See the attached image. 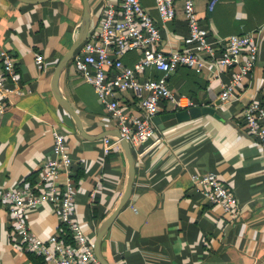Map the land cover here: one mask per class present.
Wrapping results in <instances>:
<instances>
[{
    "label": "crops",
    "instance_id": "0c3cea01",
    "mask_svg": "<svg viewBox=\"0 0 264 264\" xmlns=\"http://www.w3.org/2000/svg\"><path fill=\"white\" fill-rule=\"evenodd\" d=\"M87 1L88 36L99 27L105 4L117 6L120 0ZM140 2L161 27L160 48L181 49L187 27L180 2L175 17L167 22H161L154 0ZM207 4L208 0H195L199 22L210 36L252 34L256 62L226 103L220 101L219 93L221 84L232 76L230 68L209 63L200 71L178 66L169 73L167 84L177 104L163 102L159 113L211 106L219 118L203 114L162 130L155 126L154 136L134 154L130 198L101 242L102 255L110 264H255L264 260V149L245 132L241 120L246 103L264 104V0H219L211 11ZM82 15V0L39 4L0 0V44L14 54L20 78L31 89L11 96L0 120V195L7 187L37 177L43 161L51 157L53 133L58 131L73 160L76 219L94 238L97 226L120 198L126 162L120 147L105 152L103 138L79 137L52 94L54 68L74 43ZM39 55L43 60L37 64ZM139 57L138 51H129L123 62L132 65ZM150 71L154 78L161 75ZM59 89L88 134L117 129L92 86L71 63L59 77ZM141 93H125L122 101L137 110ZM207 171L216 173L237 198L241 207L237 218L208 204L193 184V173ZM59 178L63 181L65 175ZM26 219L31 231L43 239L59 228L56 207L50 203L28 210ZM10 232L6 206L0 199V264H45L21 250Z\"/></svg>",
    "mask_w": 264,
    "mask_h": 264
},
{
    "label": "built area",
    "instance_id": "2783aa9c",
    "mask_svg": "<svg viewBox=\"0 0 264 264\" xmlns=\"http://www.w3.org/2000/svg\"><path fill=\"white\" fill-rule=\"evenodd\" d=\"M218 1L208 0V11ZM178 2L187 27L181 49L164 51L160 48L161 27L140 0H120L117 6L105 4L99 27L86 37L69 62L80 78L92 86L105 113L115 120L117 130L130 144L133 154L139 153L140 146L154 136L156 127L152 119L159 113L160 104H177L167 84L171 71L178 66L200 71L209 63L220 69L230 68L232 76L221 84L219 93L220 101L226 103L256 62L257 46L252 34L211 37L208 28L199 22L195 0H154L161 22L175 17ZM129 51H138L140 55L132 65L123 62ZM42 60V56H36L37 64ZM151 69L161 75L152 77ZM213 75L218 73L213 72ZM30 91L20 78L14 54L0 44V120L8 110L11 96H22ZM135 92H142L137 96V110L122 101L125 93ZM241 120L245 132L256 138L264 149V104L258 100L246 103ZM103 141L105 152L120 147L116 136L103 137ZM72 165L65 139L56 131L51 157L43 161L37 177L32 182L7 187L0 199L6 206L12 239L24 252L42 258L45 264H101L93 250V237L84 232L74 213L76 189ZM61 174L65 175L63 181L59 178ZM191 179L208 204L220 206L230 218L240 215L237 198L216 173H193ZM44 203L56 207L59 219L58 230L46 239L35 235L26 219L28 210Z\"/></svg>",
    "mask_w": 264,
    "mask_h": 264
},
{
    "label": "water",
    "instance_id": "95a60500",
    "mask_svg": "<svg viewBox=\"0 0 264 264\" xmlns=\"http://www.w3.org/2000/svg\"><path fill=\"white\" fill-rule=\"evenodd\" d=\"M18 1L25 3V4H39V3H43L49 0H18ZM82 3H83V15H82L81 23L79 26L78 34L72 46L58 60L54 68L52 78H51V90L58 104L67 112L74 126V130L79 137L83 139H87V140H94V139H100L106 136H116L119 139L120 148H121V151L123 153V156L126 162L125 184H124L122 193L120 195V198L117 204L111 210V212L106 217H104L102 221L99 223V225L96 228V232L93 238V250H94L95 256L97 257V259L99 260L101 264H110L105 260V258L102 255L101 242L105 234L107 233L108 229L114 222L115 218L118 216L119 212L126 205V203L128 202L130 198L131 191H132V185L135 179L136 161H135L134 154L131 150L130 144L121 137L117 129L103 131L97 136H91L90 134H88L82 128V125L76 113V110L74 109L70 101L66 98V96H64L59 89V77L61 73L66 68L68 63L70 62L74 51L85 41L87 37V28H88V21H89V7H88L87 0H82ZM203 114H210V115H213L219 118V115L217 114L215 109L211 106H191L182 112L167 111L163 113H158L153 117L152 121L154 125L157 126L158 129L162 130L169 126L175 125L182 120H186L188 118H196ZM255 264H264V260L257 262Z\"/></svg>",
    "mask_w": 264,
    "mask_h": 264
}]
</instances>
